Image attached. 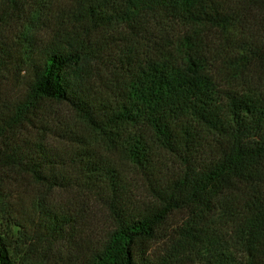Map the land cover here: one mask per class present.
Masks as SVG:
<instances>
[{
  "label": "trees",
  "instance_id": "obj_1",
  "mask_svg": "<svg viewBox=\"0 0 264 264\" xmlns=\"http://www.w3.org/2000/svg\"><path fill=\"white\" fill-rule=\"evenodd\" d=\"M0 264H264V0H0Z\"/></svg>",
  "mask_w": 264,
  "mask_h": 264
},
{
  "label": "rangeland",
  "instance_id": "obj_2",
  "mask_svg": "<svg viewBox=\"0 0 264 264\" xmlns=\"http://www.w3.org/2000/svg\"><path fill=\"white\" fill-rule=\"evenodd\" d=\"M98 211V210H97ZM94 222L97 225V231L102 228V226L105 225L104 215L103 212L98 211L94 215Z\"/></svg>",
  "mask_w": 264,
  "mask_h": 264
}]
</instances>
